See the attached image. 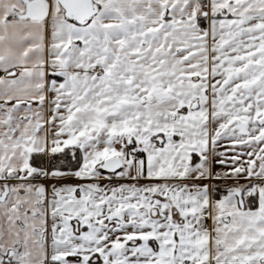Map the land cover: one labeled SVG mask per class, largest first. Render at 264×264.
Masks as SVG:
<instances>
[{
	"label": "snow or ice",
	"instance_id": "1",
	"mask_svg": "<svg viewBox=\"0 0 264 264\" xmlns=\"http://www.w3.org/2000/svg\"><path fill=\"white\" fill-rule=\"evenodd\" d=\"M0 264H264V0H0Z\"/></svg>",
	"mask_w": 264,
	"mask_h": 264
}]
</instances>
